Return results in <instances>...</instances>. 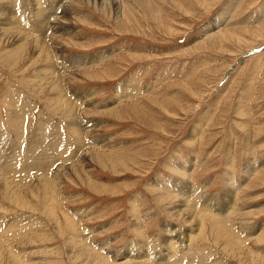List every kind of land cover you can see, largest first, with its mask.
I'll list each match as a JSON object with an SVG mask.
<instances>
[{"label": "rangeland", "instance_id": "374dc122", "mask_svg": "<svg viewBox=\"0 0 264 264\" xmlns=\"http://www.w3.org/2000/svg\"><path fill=\"white\" fill-rule=\"evenodd\" d=\"M263 46L264 0H0V264H264Z\"/></svg>", "mask_w": 264, "mask_h": 264}, {"label": "bare ground", "instance_id": "6f19581e", "mask_svg": "<svg viewBox=\"0 0 264 264\" xmlns=\"http://www.w3.org/2000/svg\"><path fill=\"white\" fill-rule=\"evenodd\" d=\"M53 17H54V16H53ZM12 18H13V17H12ZM263 47H264V46H263ZM263 50H264V49H263ZM46 71H47V70H46ZM46 71H45V72H46ZM60 91H61V90H60ZM60 95H61V94H60ZM62 95H63V93H62ZM61 97H62V96H61ZM63 98H64V96H63ZM62 100H64V99H62ZM68 102H69V101H67V103H68ZM63 103H64V101H63ZM68 104L71 105L70 103H68ZM70 108H71V107H70ZM72 116H73V115H72ZM68 118H69V117H68ZM77 126H78V125H77ZM76 128H77V127H76ZM75 130H76V129H75ZM86 130H87V129H86ZM77 132H78V131H77ZM77 132H76V133H77ZM78 134H80V133L78 132ZM79 136H81V135H79ZM83 144H84V143H83ZM81 145H82V144H81ZM42 155H43V154H42ZM3 178H4V177H3ZM188 200H189L188 198H185V200H183L184 206H186V205L188 204ZM187 206H188V205H187ZM178 208H179V207H178ZM181 208H182V207H181ZM187 208H188V207H187ZM185 210H186V209H184V211H185ZM189 210H190V208H189ZM182 211H183V210H182ZM184 211H183V212H184ZM189 212H191V214H192V211H189ZM191 214H190V215H191ZM187 215H188V214H187ZM185 216H186V215H185ZM188 216H189V215H188ZM194 216H195V215H194ZM192 218H193V217H192Z\"/></svg>", "mask_w": 264, "mask_h": 264}, {"label": "water", "instance_id": "95a60500", "mask_svg": "<svg viewBox=\"0 0 264 264\" xmlns=\"http://www.w3.org/2000/svg\"><path fill=\"white\" fill-rule=\"evenodd\" d=\"M263 49H264V47H260L258 49H255V50L250 51L249 54H253V53L259 52V51H261Z\"/></svg>", "mask_w": 264, "mask_h": 264}]
</instances>
